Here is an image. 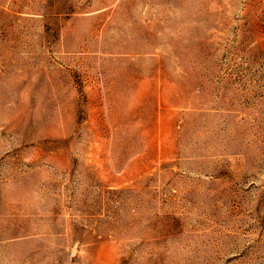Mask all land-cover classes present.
Returning a JSON list of instances; mask_svg holds the SVG:
<instances>
[{
    "label": "rangeland",
    "instance_id": "1",
    "mask_svg": "<svg viewBox=\"0 0 264 264\" xmlns=\"http://www.w3.org/2000/svg\"><path fill=\"white\" fill-rule=\"evenodd\" d=\"M0 264H264V0H0Z\"/></svg>",
    "mask_w": 264,
    "mask_h": 264
}]
</instances>
